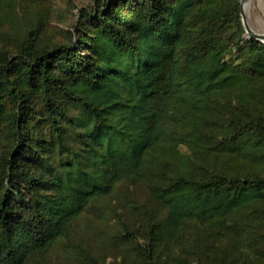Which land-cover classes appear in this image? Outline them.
Listing matches in <instances>:
<instances>
[{"label": "trees", "instance_id": "1", "mask_svg": "<svg viewBox=\"0 0 264 264\" xmlns=\"http://www.w3.org/2000/svg\"><path fill=\"white\" fill-rule=\"evenodd\" d=\"M239 11V0H112L82 10L91 28L78 25L76 46L38 49L30 30L17 55L0 52V264H25L63 236L90 201L143 174L158 145L193 150L154 188L173 223L264 200V173L212 163L264 162V43L242 37ZM233 49L236 63L225 60ZM184 100L190 114L176 117ZM206 108L224 125L196 120ZM199 154L209 166L198 172Z\"/></svg>", "mask_w": 264, "mask_h": 264}, {"label": "rangeland", "instance_id": "2", "mask_svg": "<svg viewBox=\"0 0 264 264\" xmlns=\"http://www.w3.org/2000/svg\"><path fill=\"white\" fill-rule=\"evenodd\" d=\"M109 1L112 0H0V52L7 50L17 55L30 30L37 34L34 44L38 49L71 43L76 46L78 25H83L86 33L91 28L82 10L95 16ZM239 3L242 21L241 0ZM245 14L249 26L264 33V0H249ZM243 28L242 37L249 39L244 25ZM81 46L78 49L85 53ZM234 54L233 49L225 60L236 63ZM5 102L11 104L9 100ZM186 102L173 105L176 117L189 116L192 108ZM254 103L258 108L260 100L255 98ZM66 108L76 115V107ZM217 113L218 109L206 108L195 119L221 127L226 118ZM41 128L49 138L50 126L44 122ZM65 139L71 146L76 144L70 129ZM192 154L186 143H178L172 150L158 145L146 156L143 174L118 181L110 194L90 201L63 236L28 257L25 264H264V200L252 201L224 218H187L175 223L168 219V209L157 201L154 188L167 183L160 177L164 165L170 169L166 173L171 177ZM197 160L198 172L200 160L209 166L207 157L199 154ZM212 163L230 172L264 173V162L236 159L224 163L218 159ZM151 229L160 237L155 246L149 240ZM152 245L149 256L144 246Z\"/></svg>", "mask_w": 264, "mask_h": 264}, {"label": "water", "instance_id": "3", "mask_svg": "<svg viewBox=\"0 0 264 264\" xmlns=\"http://www.w3.org/2000/svg\"><path fill=\"white\" fill-rule=\"evenodd\" d=\"M245 1H249V0H241V16H242L243 25L245 27L247 35L264 42V33L255 32L248 24L246 14H245V11L243 9V3Z\"/></svg>", "mask_w": 264, "mask_h": 264}, {"label": "bare ground", "instance_id": "4", "mask_svg": "<svg viewBox=\"0 0 264 264\" xmlns=\"http://www.w3.org/2000/svg\"><path fill=\"white\" fill-rule=\"evenodd\" d=\"M248 6H249V1H245L243 3V9H244V11H246L248 9Z\"/></svg>", "mask_w": 264, "mask_h": 264}]
</instances>
